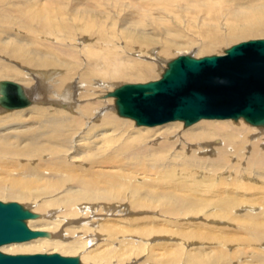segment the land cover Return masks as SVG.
I'll list each match as a JSON object with an SVG mask.
<instances>
[{
	"label": "bare ground",
	"instance_id": "bare-ground-1",
	"mask_svg": "<svg viewBox=\"0 0 264 264\" xmlns=\"http://www.w3.org/2000/svg\"><path fill=\"white\" fill-rule=\"evenodd\" d=\"M12 1L0 0V57L18 59L19 69L12 61L6 60L9 65L0 62V77L6 78L0 82L20 85L30 105L14 110L0 107V113L5 115L0 117V196L5 202L23 203L24 209L34 215L25 224L44 235L27 243L2 245L16 246L8 247L4 253L46 247L62 256L79 253L84 264H128L138 259L141 264H157L152 262L154 258L166 259L164 264H264V178L248 172L264 170V126L256 128L260 126L242 118L235 122L203 119L205 122L200 120L187 129L180 121L149 128L136 125L143 130L136 137L139 151L133 149L125 157L127 163L134 162L135 172L120 160L119 165L96 162L90 168H96L95 173L89 171L79 179L74 173L77 168L67 163L80 160L72 156L88 145L84 142L87 133L97 127L121 128L131 120L119 118L114 101L104 95L126 80L139 83L150 79L158 56L154 51L148 54L153 62L127 56L125 49L117 46L118 36L113 38L105 31L109 23L106 14L90 8L82 10L76 1L74 5H65V0ZM207 3L203 9H191L192 14L199 22H203L200 18L210 19L216 25L223 18L221 11L212 2ZM244 8L231 7L228 11L233 30L223 37L225 44L251 37L263 26L264 6ZM202 13L205 14L200 16ZM9 28H15L19 35L2 42ZM79 34L89 36L88 40L98 38L106 46L104 52L100 54L88 45L84 49V39L77 43ZM212 37L216 34L212 33ZM16 40L22 44H15ZM32 42L37 49L29 51ZM145 42H149L148 48L156 44ZM215 44L219 46L222 41L217 39ZM207 49L204 50L215 48ZM84 60L88 61L82 70ZM44 103L58 106L59 110L42 106ZM32 110L42 121L38 129L9 136L20 131L22 113ZM51 110L54 114H50ZM14 125L16 128L9 131ZM42 126L50 130L41 132ZM77 130L71 147H63L71 132ZM62 148L66 155L57 152ZM44 155L52 157L50 162L57 161L45 169L68 182L65 189L71 196L61 206L40 203L37 176L46 171L22 163L25 158L33 161ZM8 167L14 176L2 173ZM141 204L151 206L150 212L156 209L157 217L135 218L133 210ZM201 212L203 218L199 217ZM197 221L207 224L196 227L197 232L189 230ZM194 241H211L216 250L205 256L187 253L189 246L194 248ZM177 244L181 249H170Z\"/></svg>",
	"mask_w": 264,
	"mask_h": 264
},
{
	"label": "rangeland",
	"instance_id": "rangeland-1",
	"mask_svg": "<svg viewBox=\"0 0 264 264\" xmlns=\"http://www.w3.org/2000/svg\"><path fill=\"white\" fill-rule=\"evenodd\" d=\"M92 1L94 5L92 4ZM207 1L212 2V5L216 6L221 11L223 18H221L216 25L214 24L212 25L209 22L210 19L204 20L203 18H200L203 22H199L198 19L195 18L194 15L192 14L191 9H200V8L203 9L205 3L206 5L208 4ZM250 1L251 0H187V1L186 0H99V1L98 0H65L66 2L65 5L67 4L70 5V3L73 4L75 2L78 4L80 8H82V10L86 8H90V9H94V11L96 12L99 11V12L105 13L106 16L109 18V23L107 24V27H106L107 30L105 31H107L108 34L112 36L113 38H117L118 36L119 41L117 43V46L125 49L127 56H130L134 59L137 58V60H141L145 62H151V61L153 62L154 59L149 55H151V51L152 52L154 51L155 55L158 56L157 57L158 60L155 63L156 66H155V69H153L151 78L145 81H139V83H147L149 81L158 80L161 77L164 69L166 68V64H167L166 61L169 62L172 59L176 58L179 55V53H181L180 55L189 54V55H192L193 57L198 56L197 58L204 57V56H210V55L222 56L224 50L231 47L232 45L238 44L240 42L249 41V40L264 39V24H263L261 28H258L259 29L257 31L258 33H256L255 35L251 37L249 36V37L238 38L235 41L231 42L230 44H225L224 42L223 37L227 36L229 33H231V30H233V28H231L229 24L230 16L228 15V11L231 9V7L238 8V9L245 7L242 10H246V9H249L250 7L264 6V0H254L251 4L249 3ZM86 2L88 5L86 4ZM12 3L16 4L15 0L12 1ZM105 4H108V5H105ZM139 7L141 8V11L137 9ZM146 10H148L149 12H147ZM204 14L205 13H202L200 14V16ZM159 24L162 25L161 28H159ZM212 33L216 34L215 38L212 37ZM139 34H143V37L140 38ZM16 35H19V31H16L15 28L6 29L4 37L2 36L1 41L7 42L8 40H4V39H7V38L13 39L17 37ZM88 37L83 34H79L77 36V43L82 42L84 39V43H82L84 44L83 45L84 49L86 48L85 45L94 46V50L102 54L106 46L98 38H95V40L89 38L88 40ZM217 39H220L222 41V44H220L219 46L215 44V41ZM147 40H150L152 44L156 43L155 46L153 48L152 47L148 48L147 45L149 44V42L148 43L145 42ZM17 43H21V42L19 40H16L15 44ZM204 46H208V49H211L212 47H214L215 49H212L207 52L204 50V49H207ZM215 46H218V47H215ZM28 47H29V51H34L37 49L35 42L30 43ZM165 49H168V50H165ZM77 50H82V49H79L77 47ZM8 52H11V50H8ZM184 52H187V53L185 54ZM141 56L142 58H140ZM168 57L169 59H167ZM6 60L16 63V64L13 63L12 65H14L15 68L19 69L18 68L19 66H16L18 65L17 64L18 59L0 57V62H3V64L9 65V63L6 62ZM159 60L162 62V64L159 62ZM87 61L88 60H84L83 65L81 64L82 70L85 66V62ZM157 63H159L160 66ZM23 68L25 69V67ZM5 79H6L5 76L0 77V80H5ZM126 81H124L123 84H125V82L132 83V84L138 82L137 80L135 81L126 80ZM107 94L104 95L103 98H106L109 100L111 99L115 102L114 98L109 97V95ZM81 102L80 104L83 105L84 102L83 103ZM47 105L51 108L53 107L52 109L59 110L58 106L52 105L51 103H48V104L44 103L42 106L48 107ZM49 112L50 114H54L53 110ZM22 114H23L21 116L22 121L18 123V125H20L21 127V129H19L20 131L18 130L19 132H13L9 136L14 137L20 134V132L31 130V129H38L39 123L42 124V121L33 114V110L26 111ZM4 116H5L4 112L0 113V117H4ZM230 121L235 122L233 120H230ZM201 122H205V120H201ZM221 122H228V121H221ZM167 125H169V123H166L164 126H167ZM122 126L121 128H116V129L107 128L105 130H102L101 128L97 127L95 128L94 131H90L87 133L88 135L87 137H85L86 139L84 140V142L88 143V145L82 147L78 155L75 154L76 156H72L75 158L80 157V160L75 159L73 163H67L70 167L77 168V170L74 173L79 179L80 178L83 179L86 175H88L89 171H91L94 174L96 171V168L94 169H90V168L92 167L91 164L93 163L95 165L96 162H104L103 163L104 165L106 164L119 165V160H120L121 164H125L129 168L134 169V172L136 171V166L134 162H131L133 163L132 165L127 163V160L125 157L130 155L133 149H135V151L137 152L139 151L140 142L136 137L138 134L143 132V130L138 129V127L136 126L133 120H130L128 125H125L124 127ZM162 126L163 125L158 126V127H162ZM14 128H16L15 125L13 126V128L10 127L9 131L13 130ZM142 128H149V127H142ZM182 128H183V125H182ZM256 128H262V127L260 126ZM48 130H50L48 127L43 128V126L40 129L41 132H46ZM77 133H78V130L71 132V136H69L67 138V141L64 142L65 145L63 147H68V146L71 147L70 143H72L73 138ZM110 151L112 152L115 151V152L112 154L110 153ZM57 152L61 153L62 156L66 155L64 148H62L61 151H57ZM51 156H55V154H52ZM51 158H48V156L46 155H44L42 158L39 157L33 161L30 160V158H27V159L25 158V161L22 163L29 165L31 168L37 166L41 168L42 172L46 171V174L43 173L37 176V178H39L40 181L38 182L39 188L37 189L36 194L39 200L41 201L40 203L44 206L53 205V203L61 206L63 202L65 201V199L69 198L71 195H69V193H66L67 189H65V187H67L68 182H65V177H61L60 179L59 177L50 174L49 171L45 169L48 165L57 162V161L50 162ZM10 167L4 168L5 171L2 172L7 177L9 175L14 176V173L11 171L12 168ZM158 168L159 167H153L152 169L157 170ZM127 171L128 170H124L123 172L127 173ZM134 172L132 174H134ZM248 172H250V174L254 177L264 178V170H249ZM57 188H59V190L55 191ZM255 192L256 191H254L253 193ZM3 200L4 199L2 198V196H0L1 202L10 203L9 200H7V202ZM13 202L17 204L20 203V205L22 204L21 206L23 207V203L21 202L18 203V201H13ZM150 207L151 206H148V207L144 206V204L137 205V208L133 210L135 211L134 217L140 219L142 217L151 216V218L155 219L154 216L157 217L156 209L150 212L148 211ZM255 211L259 212V209ZM243 212L244 211H241L239 213L243 214ZM199 217L203 218L204 212L199 213ZM205 223L206 222L197 221L196 225L189 227V230H192L193 232H197L198 229L196 227H199L200 224H205ZM26 226L28 228L27 224ZM29 230L35 232L31 228ZM182 241L185 242L184 240ZM24 243H27V242H24ZM15 244H21V243H15ZM193 244H194L193 246L194 248L192 249V246H189L188 247L189 251L187 253H193L194 255L204 254L205 256L206 254H210L216 250V247H215L216 244H214L211 241L207 243L199 242V244L194 241ZM11 246H14V245L0 247V252H2L3 254H7V255H34V254L51 255V254L57 253L62 256V254L59 251H54L51 248L48 250L46 249V247L41 248L42 250L39 249L37 251H29L25 253L23 252L18 253L16 249L13 250L14 251L13 253L11 252L4 253L5 250ZM206 246H212V247L208 248ZM15 247L16 246H14V248ZM176 248L181 249L180 244L173 245L172 247H170V249L172 250ZM43 250L44 252H41ZM179 251L180 250L175 251V253ZM77 254L80 257V254L79 253ZM77 254L68 255V256L63 255V256L78 258ZM204 256L201 255L200 258H204ZM79 259L80 258H78V260ZM144 259H145V256H143L142 262L144 261ZM132 261L133 263L130 261L128 262V264H139V263L141 264V260L139 259L132 260ZM135 261L136 263H134ZM166 261H167L166 259L164 261H159L158 258H154L152 260V262H155L157 264H164L166 263ZM80 264H84V263L80 262ZM89 264H100V263L90 262ZM101 264H104V263H101Z\"/></svg>",
	"mask_w": 264,
	"mask_h": 264
},
{
	"label": "water",
	"instance_id": "water-1",
	"mask_svg": "<svg viewBox=\"0 0 264 264\" xmlns=\"http://www.w3.org/2000/svg\"><path fill=\"white\" fill-rule=\"evenodd\" d=\"M117 115L137 126L180 121L190 126L200 120H238L264 126V39L232 45L222 56L195 58L180 55L169 61L158 80L125 83L108 94ZM30 105L23 88L0 82V107L23 109ZM34 215L20 204L0 201V246L43 236L25 221ZM0 264H80L77 257L57 253L7 255Z\"/></svg>",
	"mask_w": 264,
	"mask_h": 264
}]
</instances>
